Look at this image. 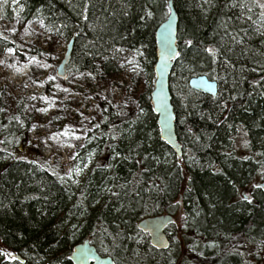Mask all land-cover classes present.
Returning a JSON list of instances; mask_svg holds the SVG:
<instances>
[{
    "label": "trees",
    "instance_id": "trees-1",
    "mask_svg": "<svg viewBox=\"0 0 264 264\" xmlns=\"http://www.w3.org/2000/svg\"><path fill=\"white\" fill-rule=\"evenodd\" d=\"M15 2L0 0V16L10 21L15 15L40 20L55 39L75 38L72 60L89 73L95 72V65L118 73L117 58L128 48L140 52L139 61L155 81V33L167 19L168 0ZM254 2L264 17L260 7L264 0ZM174 4L179 14V56L172 69L171 93L183 157L178 158L161 139L146 94L138 96L136 110L99 103L104 118L88 121L91 140L81 152L83 164L90 153H97V160L79 187L66 181L63 167L19 158L15 149L31 131L29 122L21 113L13 116L17 126L0 118V250L24 260L0 254V264H73L74 246L86 240L115 264H175L182 248L176 233L184 242V234H189L205 243L211 234L218 248L209 252L201 243L200 254H195L210 264L264 260V192L253 214L244 204L226 208L233 186L242 185L247 174L255 169L259 178L264 177V69H260L264 25L245 28L244 7L238 0H174ZM226 26L244 27L241 31L247 36L234 42L225 36ZM212 43L220 54L208 51ZM9 48L16 56L28 57L21 46L0 35V56ZM217 59L222 63L216 71L227 74L225 92L238 94L229 107L223 106L220 95L189 86L194 76L212 75L211 62ZM239 135L246 137L245 155L217 151L234 144ZM181 206L182 233L175 226L169 235L171 248L160 252L137 223L176 215ZM191 206L193 217L200 214L193 222ZM197 243L191 238L187 249L196 252Z\"/></svg>",
    "mask_w": 264,
    "mask_h": 264
},
{
    "label": "rangeland",
    "instance_id": "rangeland-1",
    "mask_svg": "<svg viewBox=\"0 0 264 264\" xmlns=\"http://www.w3.org/2000/svg\"><path fill=\"white\" fill-rule=\"evenodd\" d=\"M203 1L208 3L210 0ZM238 2L246 10L241 15L245 28L249 25L253 28L264 25V17L254 0ZM16 4L17 2L13 6ZM243 28L226 26L225 36L232 38L234 42L243 40L247 36V32L241 31ZM0 35L9 37L28 55L27 58H22L16 56L15 51H7L4 56H0V118H8L9 122L14 121L17 126V120L13 116L21 113L31 128L24 136L25 139L17 144L16 155L25 160H48L51 164L63 167L66 170V181L79 187L97 160V153H90L83 164L81 152L91 140L92 131L88 127V121L92 118H104V110L100 109L99 103L103 102L116 110L121 109L122 105L136 110L140 105L138 96L148 94L154 88L155 81L152 84V77L146 66L139 61L140 52L124 48L117 58V66L120 68L118 73L105 71L95 65L92 75L88 74L87 68L83 69L79 67V63H74L72 57L67 67L68 77L63 79L58 76V68L71 39H55L47 32L42 21H26L17 15L11 21L0 16ZM209 47L213 51L218 50L220 54V48L216 44L212 43ZM32 51L38 53L39 57L30 55ZM211 63L215 64V72L210 77L217 80L218 95L221 96L223 106L229 107L232 100L238 98V94L232 96L230 92H225L226 88L223 86H226L227 74L217 72L222 62L217 59ZM216 74L222 78L218 79ZM243 140V135L235 136V144L239 150ZM241 155H245L243 150ZM258 181L261 183L262 179L257 177L241 187L239 198L242 199L248 191L252 192ZM181 222L180 219L175 220L177 229L182 228ZM176 238L182 248L175 264H209L195 255L200 254L198 251L202 249L201 238L184 234V242L177 233ZM191 238L198 241L196 252L193 253L187 249ZM260 264H264V260Z\"/></svg>",
    "mask_w": 264,
    "mask_h": 264
},
{
    "label": "water",
    "instance_id": "water-1",
    "mask_svg": "<svg viewBox=\"0 0 264 264\" xmlns=\"http://www.w3.org/2000/svg\"><path fill=\"white\" fill-rule=\"evenodd\" d=\"M168 8L171 11H169L167 19L157 28L155 33L157 59L154 71L156 80L151 94V106L154 113L158 116L161 139L181 158L183 152L177 134V118L170 90V76L174 62L179 55V16L174 0H168ZM74 46L75 38H72L68 44L64 59L58 68V76L63 79L68 77L67 67L71 61ZM189 85L192 89L203 94L213 97L218 95V83L211 81L207 76L193 77L190 79ZM261 188L264 189V181L261 184ZM245 197H250V194H246ZM173 222V216L164 214L145 218L139 222L138 227L143 233L150 236L153 247L158 250H167L169 239L166 235V229ZM70 260L73 264H115L111 256H102L90 240L75 245L70 255Z\"/></svg>",
    "mask_w": 264,
    "mask_h": 264
},
{
    "label": "bare ground",
    "instance_id": "bare-ground-1",
    "mask_svg": "<svg viewBox=\"0 0 264 264\" xmlns=\"http://www.w3.org/2000/svg\"><path fill=\"white\" fill-rule=\"evenodd\" d=\"M243 11L244 12H246V10H245V8H243ZM177 13H178V11H177ZM178 16H179V14H178ZM162 24V23H161ZM160 24V25H161ZM159 25V26H160ZM158 26V27H159ZM157 27V28H158ZM157 30V29H156ZM178 33H179V29H178ZM178 41H179V38H178ZM178 47H179V43H178ZM116 66H117V64H116ZM171 76H172V73H171ZM171 76H170V90H171ZM200 76H207L211 81H217V80H214L212 77H210V76H208V75H200ZM194 77H197V76H194ZM193 78V77H192ZM153 82H154V79L152 78V84H153ZM190 86V85H189ZM190 88H191V86H190ZM192 89V88H191ZM153 90H154V88H153ZM152 89H150V91L148 92V94H150L149 96H148V98H146V100H148L149 101V103L151 104V94H152V91H153ZM194 90V89H193ZM195 91H197V90H195ZM199 92V91H198ZM147 93H146V96L148 95ZM172 94V93H171ZM172 102H173V98H172ZM174 106V105H173ZM175 110V109H174ZM154 112V111H153ZM155 114V113H154ZM156 115V114H155ZM157 116V115H156ZM157 120H158V116H157ZM159 127V126H158ZM161 137V136H160ZM243 138H244V140H243V142H242V147L240 148V150H239V148H238V146H237V144H231V146L229 145V144H226L223 148L222 147H219V148H217V151H221V150H227V152L228 153H233V154H235V155H237L238 157H240L241 156V151L243 150L244 152H246L245 151V144H244V142H245V136L243 135ZM180 142V141H179ZM181 143V142H180ZM168 146V145H167ZM181 146H182V152H183V154H184V146H183V144L181 143ZM174 153H175V151L170 147V146H168ZM176 154V153H175ZM177 156V155H176ZM178 157V156H177ZM182 157H183V155H182ZM178 158H180V157H178ZM221 159V158H220ZM222 160V159H221ZM223 161V160H222ZM96 162V161H95ZM223 163V162H222ZM221 163V164H222ZM220 164V165H221ZM93 166V165H92ZM91 166V167H92ZM217 166H214V167H212L211 169H212V171H214V173L216 172V170H217V168H216ZM222 167V166H221ZM90 170V169H89ZM88 170V171H89ZM258 177V175H257V170L255 171V169L251 172V173H249V174H247L246 176H245V179L243 180V183H241L242 185H239V184H235L234 186H233V189H232V197H230V199L228 200V202H227V204H226V208H230V205H231V207H233V208H237L238 206H241L242 204H244L245 206H244V208L247 210H249V209H251V211H252V214L253 213H255L256 211H257V209H258V207H259V199H261V195H259L260 193H262V192H264V189H262L261 188V184L263 183V181H264V177H262L261 179H262V181H261V183H259V181L257 182V185H255V187H254V190H252V194H253V197H254V199H253V201H252V204H247L245 201H243V198L242 199H240L239 198V196H238V193H239V191H240V188L241 187H243L244 185H246L247 184V182L248 181H250V180H252V179H255V178H257ZM244 198H245V196H244ZM188 207V206H187ZM191 209H190V212H191V214L192 215H190V217H191V219H192V222H193V220H195L194 218H197V217H199V215L198 216H194L193 217V215H195V207H193V206H191L190 207ZM193 210H194V212H193ZM247 210V211H248ZM189 211V210H188ZM178 213V211L175 213V214H177ZM140 222V221H139ZM139 222L137 223V227H138V224H139ZM139 228V227H138ZM140 230V229H139ZM210 236H211V234L209 235H207V238H208V240L209 241H207L208 243H205V240L202 238L201 239V241H202V243H203V248L206 246L207 248H208V251L209 252H212V251H215L217 248H218V243H216V241H214L213 239H211L210 238ZM171 245H172V241L170 240V238H169V247H168V249H170L171 248ZM167 249V250H168ZM167 250H159L160 252H165V251H167ZM17 259L18 260H20L22 263H24L23 261V259L21 258V257H17Z\"/></svg>",
    "mask_w": 264,
    "mask_h": 264
},
{
    "label": "flooded vegetation",
    "instance_id": "flooded-vegetation-1",
    "mask_svg": "<svg viewBox=\"0 0 264 264\" xmlns=\"http://www.w3.org/2000/svg\"><path fill=\"white\" fill-rule=\"evenodd\" d=\"M246 194H250V199H245L244 197H243V201H245L247 204H252V201H253V199H254V197H253V194H252V192H247ZM246 194L244 193V196H246ZM185 208H184V206H181L180 207V209H179V211H178V213L176 214V215H172L173 217H174V222H173V224H171L167 229H166V235H167V237H168V239H169V235L170 234H172L173 233V231H174V229H175V220L176 219H180V220H182L183 219V216L185 217ZM171 228V229H170ZM177 232L178 233H182V230H179V229H177ZM148 235V234H147ZM148 237H149V239H150V236L148 235ZM150 243H151V239H150ZM152 245V244H151ZM158 250V249H157ZM208 262V261H207ZM209 263V262H208ZM210 264V263H209Z\"/></svg>",
    "mask_w": 264,
    "mask_h": 264
},
{
    "label": "snow or ice",
    "instance_id": "snow-or-ice-1",
    "mask_svg": "<svg viewBox=\"0 0 264 264\" xmlns=\"http://www.w3.org/2000/svg\"><path fill=\"white\" fill-rule=\"evenodd\" d=\"M13 2H15V0H13ZM260 7L261 8H264V3L260 4ZM169 11H171V9H169ZM188 43H191V41H188ZM9 52H12L13 49L9 48L8 49ZM209 52H212L213 49H208ZM33 59H35V57H33ZM89 75H92L91 73H89ZM67 134V133H65ZM245 199H250L249 197H245ZM0 254H2L5 258H8V259H16L15 256H13L10 252L8 251H5V250H0Z\"/></svg>",
    "mask_w": 264,
    "mask_h": 264
}]
</instances>
